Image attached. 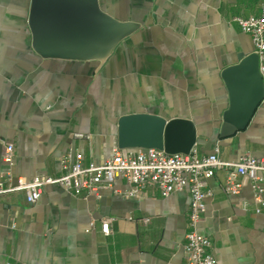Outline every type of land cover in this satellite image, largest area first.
Wrapping results in <instances>:
<instances>
[{
  "label": "crops",
  "instance_id": "obj_1",
  "mask_svg": "<svg viewBox=\"0 0 264 264\" xmlns=\"http://www.w3.org/2000/svg\"><path fill=\"white\" fill-rule=\"evenodd\" d=\"M99 1L138 28L104 59L69 60L35 50L31 0H0V180L8 172L12 187L21 177L58 178L62 159L76 153L86 165L102 163L118 146L120 117L141 113L192 121L202 155L218 147L223 161L264 158V99L245 130L220 138L230 106L221 74L254 53L234 18L261 15L264 0ZM226 177L219 169L209 180L198 231L217 264H264V205L257 212L244 177L238 194L225 193ZM128 190L119 180L87 198L57 184L34 204L23 191L0 195V264H185L189 193L162 197L149 188L131 197ZM107 218L114 219L109 235L101 229Z\"/></svg>",
  "mask_w": 264,
  "mask_h": 264
},
{
  "label": "built area",
  "instance_id": "obj_2",
  "mask_svg": "<svg viewBox=\"0 0 264 264\" xmlns=\"http://www.w3.org/2000/svg\"><path fill=\"white\" fill-rule=\"evenodd\" d=\"M243 33L253 43L254 53L259 57L260 73L264 76V10L259 16L235 17ZM78 139H89L87 135L78 134ZM9 170L14 166V147H6L3 156ZM227 171L223 191L238 194L242 188L239 177L250 180L253 199L258 206L264 205V158L258 159L251 154L243 155L238 161H223L220 149L202 155L194 146L188 154H169L157 148H127L116 146L111 155L102 163H84L83 155H67L61 161L62 174L58 178L36 176L32 179L18 178L17 185H8V172L0 180V195L12 191H23L29 204L36 203L43 195V189L49 184L59 185L69 195L77 198L97 196L101 189H113L121 180L129 186L128 195L139 197L149 188H155L162 197L186 190L190 197L188 212V231L185 236V264H217L212 253V242L201 235L198 225L206 210L205 200L211 196L208 182L215 171ZM113 218L101 220V229L105 235L111 233ZM148 224L150 219L142 220ZM93 226V225H92Z\"/></svg>",
  "mask_w": 264,
  "mask_h": 264
},
{
  "label": "water",
  "instance_id": "obj_3",
  "mask_svg": "<svg viewBox=\"0 0 264 264\" xmlns=\"http://www.w3.org/2000/svg\"><path fill=\"white\" fill-rule=\"evenodd\" d=\"M28 23L39 55L69 60L104 59L138 28L103 11L99 0H31ZM221 77L230 97L220 131V138L225 139L246 129L264 99L258 55L240 56L239 63L224 69ZM195 145L196 127L188 119L166 120L141 113L118 120L121 149L157 148L188 154Z\"/></svg>",
  "mask_w": 264,
  "mask_h": 264
}]
</instances>
